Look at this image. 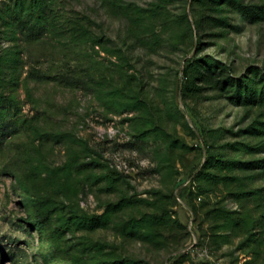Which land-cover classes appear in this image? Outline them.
I'll return each mask as SVG.
<instances>
[{"label": "rangeland", "instance_id": "1", "mask_svg": "<svg viewBox=\"0 0 264 264\" xmlns=\"http://www.w3.org/2000/svg\"><path fill=\"white\" fill-rule=\"evenodd\" d=\"M6 103L0 264H264V0H0Z\"/></svg>", "mask_w": 264, "mask_h": 264}, {"label": "trees", "instance_id": "2", "mask_svg": "<svg viewBox=\"0 0 264 264\" xmlns=\"http://www.w3.org/2000/svg\"><path fill=\"white\" fill-rule=\"evenodd\" d=\"M149 6L151 7V9H147L145 11L144 10L139 11L137 17H133L131 20H129V22L131 24V26L129 27V33L136 34L137 35L136 39L139 38V40H137L138 42L148 41L149 37L147 35H145V32H147L146 30H151L153 28V24H155L154 22L156 19L157 10L154 7H152L153 5H149ZM35 10H36V12L35 13L33 12L34 18H32V16L29 15L32 13H29L27 15V16H30L31 18L18 15L17 13H14V15H13V18L17 20V24L19 27V33H21L23 35V37L25 38L26 41H29V40H35V41L37 40L38 41L41 34L43 35V32H45V30L46 31L48 30L47 29L48 28L47 27L48 21L46 22V19H48V18L46 15H48V14L50 15L51 10H52L51 6L40 5V6L36 7ZM144 24L147 25V27H146V30L144 31V33L140 36V31L142 30V26ZM31 74H33V76H35L39 79L50 78L52 80L63 81V82L69 81L71 78L64 73H61L59 75H55L52 77H47L45 74L39 73V71L35 70L34 67L32 68ZM187 76H188V59L185 60L183 70H182L183 79H186ZM71 81L75 82L76 79L71 80ZM6 104L7 105L3 104L0 106V117H2V119H4V116L10 117V115H9L10 111L13 110L12 104H10V103H6ZM2 123H5V122H2ZM11 128L12 127L9 123H7L5 126H0V143L7 136V134H8L7 130L11 131ZM193 170L190 171V173L188 175L189 176L188 178H190L189 183L191 182V185L195 184V180H196L197 176L199 175L198 173L195 174V171H193ZM192 175H193V177H192ZM184 182L185 181H183V183ZM184 189L190 190L191 188L189 186L185 185ZM192 211L194 212L195 209L192 208ZM34 217L37 220V222L41 225V227L44 228L45 225L43 223L45 221L43 219L44 218L43 215L42 214L41 215L35 214Z\"/></svg>", "mask_w": 264, "mask_h": 264}]
</instances>
